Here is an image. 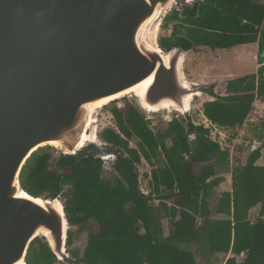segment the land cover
I'll return each instance as SVG.
<instances>
[{"label": "trees", "instance_id": "1", "mask_svg": "<svg viewBox=\"0 0 264 264\" xmlns=\"http://www.w3.org/2000/svg\"><path fill=\"white\" fill-rule=\"evenodd\" d=\"M172 22L171 35L159 39L165 52L177 46L191 51L258 43V71L229 79L226 95L211 92L215 98L202 105L204 116L220 128L242 127L254 103L264 101L263 0H196L165 16L163 28ZM111 113L114 127L100 133L105 152L114 155L111 175H104L109 172L92 144L74 155L60 152L56 158L46 150L51 146L42 147L23 167L20 180L28 194L61 196L70 225L89 230L83 251L71 247L74 234L69 232L68 251L75 262L59 261L39 237L30 246L27 264H199L189 248L194 245L210 255H244L240 260L230 256L225 264H264V165L257 164L261 147L237 156L230 170V150L188 114L187 123L174 117L155 131L132 102L116 105ZM257 137L263 141L264 133ZM133 138L137 148L130 146ZM142 159L152 166L147 177L159 206L140 190L137 165ZM219 171L231 172L232 190L215 199L214 189L224 180ZM258 205L260 215L253 221L249 213ZM165 218L171 225L168 236Z\"/></svg>", "mask_w": 264, "mask_h": 264}, {"label": "water", "instance_id": "2", "mask_svg": "<svg viewBox=\"0 0 264 264\" xmlns=\"http://www.w3.org/2000/svg\"><path fill=\"white\" fill-rule=\"evenodd\" d=\"M195 1L0 0V264H27L39 237L59 261L75 262L62 197L22 187L34 152L74 155L92 144L110 155L94 140L93 107L148 81L140 110L189 112L200 92L185 77L189 51L163 52L157 29L168 11Z\"/></svg>", "mask_w": 264, "mask_h": 264}, {"label": "rangeland", "instance_id": "3", "mask_svg": "<svg viewBox=\"0 0 264 264\" xmlns=\"http://www.w3.org/2000/svg\"><path fill=\"white\" fill-rule=\"evenodd\" d=\"M264 2V0H263ZM182 6L178 7L181 8ZM176 9L173 8L171 11L165 14V16H169L172 14V11ZM164 16V18H165ZM164 20L162 22L161 28L158 31V40L162 36H169L172 33V29L174 23L172 22L169 28H163ZM241 53L242 56H239L235 53ZM237 56V58H236ZM257 56V59L255 58ZM264 56V55H263ZM259 58V45L256 44H247L241 45L237 47H233L230 49H217L212 50L209 47H198L194 50L189 51L186 55V59L184 62V73L189 82H191L194 88L200 91V96H196L194 101L192 102V106L190 111L187 113L189 119L196 125H204L211 126V122L204 116L202 105L204 102L214 99L215 97L211 96V92H215L217 95H226V85L227 81L231 78L244 76L247 74L256 73L258 68H256V64L258 63ZM229 68V69H228ZM256 68V69H255ZM131 95V96H128ZM116 102L107 103V105L99 106L96 109V113L94 117L96 118L97 114V126L99 131V137L101 131L107 127H114V119L111 113V109L116 105L118 107H124L126 101L132 102L136 106L139 107L138 99L134 93H129L117 99ZM140 108V107H139ZM142 112L146 116L152 117L151 127L157 131L162 130L164 125L167 122H170L174 117L183 119L186 123L188 119L186 115L180 114L179 112L173 111L172 109L161 110L159 113H147L146 111ZM216 131V130H215ZM223 135L217 140L220 142L223 149L230 150V170H233L236 167V159L237 156L244 155L248 156L253 150L258 147H261L262 157L257 162L258 165H264V140L260 141L258 139V135L264 133V101L257 100L254 103V108L250 113L249 117L245 121L242 127H238L235 129H223ZM220 136V135H219ZM211 137L213 138V134L211 133ZM191 139L194 138V135L190 136ZM171 141H167V145H170ZM130 146L137 148L138 140L136 138L131 139ZM105 147V146H104ZM46 150L54 154V158L60 155L59 149L56 147H46ZM114 155L110 154L104 158L107 161L104 162V168H106V172L104 175H111L114 165ZM103 159V158H102ZM52 164L55 163L53 160ZM152 171V166L142 159L141 163L137 165V173L139 176L140 185L147 184V180L149 178L147 175H150ZM218 176L224 178L223 182L219 187L214 189L213 195L214 198L217 199L219 195H221L224 191L232 190V174L231 172L227 173V171H219ZM150 177V176H149ZM64 204V200L61 199ZM214 202L212 201V208L214 211ZM160 205V203H159ZM157 205V206H159ZM156 206V205H154ZM262 206L258 205L251 209L249 213V217L251 220L255 221L261 211ZM215 217V215H213ZM218 216V215H216ZM220 217V216H218ZM89 225H93L91 222ZM163 227H164V236H168L170 234L171 225L168 219H163ZM70 232H73L74 239L71 247H78L81 251L85 249L88 242L89 230L86 229L84 231H80L78 227H72ZM184 247V246H183ZM70 248V246H68ZM191 250L196 253L197 261L199 264H225L226 260L231 256L230 254L218 253L216 255H210L206 253L203 248H200L198 245L190 246ZM69 252V251H68ZM243 255V254H242ZM241 255V256H242Z\"/></svg>", "mask_w": 264, "mask_h": 264}, {"label": "bare ground", "instance_id": "4", "mask_svg": "<svg viewBox=\"0 0 264 264\" xmlns=\"http://www.w3.org/2000/svg\"><path fill=\"white\" fill-rule=\"evenodd\" d=\"M161 24L162 23H160L159 24V26H158V31L160 30V28H161ZM158 47H160V46H158ZM161 48V47H160ZM162 49V48H161ZM163 51V50H162ZM164 52V51H163ZM189 53V52H188ZM187 53V54H188ZM238 55L239 56V58H241V56H242V54L241 53H235V55ZM236 58H237V56H236ZM186 59V58H185ZM184 62H185V60H184ZM229 69V68H228ZM186 77V76H185ZM186 80H187V78H186ZM188 81V80H187ZM150 82L151 81H148V82H145L144 84H142V85H139V86H137V87H135V88H133V89H131V90H129V91H127V92H125V93H123V94H121V95H118L117 97H115V98H120V97H122V96H124V95H127V94H129V93H134L135 94V96L137 97V98H142L143 96H144V94H145V92L147 91V89H148V87H149V84H150ZM189 82V81H188ZM191 83V82H190ZM197 94V96H200V92L199 93H196ZM111 100H113V99H109V100H106V101H102V102H100V103H97V104H95V106L93 107V110H92V112H91V116H93V118H92V122H95L96 124L98 123V119H97V114H96V118L94 117V114L96 113V109L99 107V106H102V105H107V103H109ZM191 106L192 105H190L189 106V111H190V109H191ZM172 109L173 110V108L171 107V106H169V105H164L160 110H167V109ZM96 133H97V135L94 137V140H98V138H99V131H98V126H97V128H96Z\"/></svg>", "mask_w": 264, "mask_h": 264}, {"label": "built area", "instance_id": "5", "mask_svg": "<svg viewBox=\"0 0 264 264\" xmlns=\"http://www.w3.org/2000/svg\"><path fill=\"white\" fill-rule=\"evenodd\" d=\"M128 96H131V95H128ZM147 119L152 121L153 118L150 117V116H147ZM211 126L212 127H210V126H206V127L209 128L211 133L213 134V140L218 141L217 138H220L221 135H223L222 128H220L219 126H217V125H215L213 123H211ZM106 159H108V158H103L104 162L107 161ZM139 184H140V181H139ZM140 190H141L143 195H145L146 197H151L152 198V200H151V204L152 205H156V206L159 205L160 200L156 197V194L154 193L152 187L150 186V181L149 180H147V184H144L142 186L140 185ZM232 256H236V255H232ZM243 256L244 255L236 256L237 260H240V258H242Z\"/></svg>", "mask_w": 264, "mask_h": 264}, {"label": "crops", "instance_id": "6", "mask_svg": "<svg viewBox=\"0 0 264 264\" xmlns=\"http://www.w3.org/2000/svg\"><path fill=\"white\" fill-rule=\"evenodd\" d=\"M254 44H256V43H254ZM255 58L257 59V56H255ZM258 67H259V65L256 64V68H258ZM256 68H255V69H256Z\"/></svg>", "mask_w": 264, "mask_h": 264}, {"label": "clouds", "instance_id": "7", "mask_svg": "<svg viewBox=\"0 0 264 264\" xmlns=\"http://www.w3.org/2000/svg\"><path fill=\"white\" fill-rule=\"evenodd\" d=\"M160 46V45H159ZM146 118H147V116H146ZM101 138V137H100ZM59 152H61L60 150H59ZM114 158V157H113ZM231 255V257H232V255H235V254H230Z\"/></svg>", "mask_w": 264, "mask_h": 264}]
</instances>
